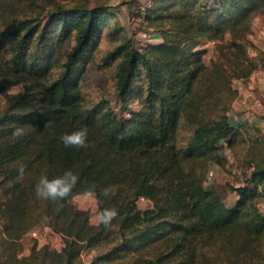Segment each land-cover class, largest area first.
I'll use <instances>...</instances> for the list:
<instances>
[{"label": "trees", "instance_id": "16d2710c", "mask_svg": "<svg viewBox=\"0 0 264 264\" xmlns=\"http://www.w3.org/2000/svg\"><path fill=\"white\" fill-rule=\"evenodd\" d=\"M260 12L264 0H151L144 18L161 40L144 45L107 3L0 11V91L16 78L25 83L0 106V264H81L90 247L98 251L87 264H264V160L232 186V205L207 183L222 142L232 146L246 126L230 115L233 80L256 68L249 46ZM209 39L220 40L212 65L198 51ZM89 63L113 67L128 115L106 98L87 103ZM81 128L87 147H66L61 137ZM180 131L188 133L182 142ZM65 171L77 176L66 197H37L42 176ZM89 191L100 212L117 210L107 227L71 202ZM43 223L63 235L62 248L34 245L17 257L20 239Z\"/></svg>", "mask_w": 264, "mask_h": 264}, {"label": "rangeland", "instance_id": "374dc122", "mask_svg": "<svg viewBox=\"0 0 264 264\" xmlns=\"http://www.w3.org/2000/svg\"><path fill=\"white\" fill-rule=\"evenodd\" d=\"M151 0H0V11L2 14H14L17 12H27L32 14H46L56 5H73L83 3L94 6L99 3H107L117 13L121 23L126 28V35L134 37L138 42L147 45L149 43H158L161 37L154 30V25L150 24L144 18V12ZM140 13L142 16L140 17ZM264 13H257L253 20L252 33L253 40L249 46L250 55L255 57L256 68L245 79L233 80L234 88L238 89L237 97L233 102L230 115H240L241 120L245 121L246 126L242 129L240 139L234 142L232 146L227 142H222L221 154L223 161L212 162L209 166L207 183L213 184L225 201L232 205L239 197L237 191L232 186H238L245 182L246 177L251 172L253 162L264 160V16L261 24H257L255 19ZM231 39L230 32L226 33L224 42ZM220 40L209 39L205 41L198 51L202 52V57L206 64L212 65L219 55L217 47ZM65 43L63 44V47ZM105 47V46H104ZM65 48V47H64ZM113 67L109 69L98 68L97 65L89 63L88 69L81 82L82 92L87 103H95L101 98H106L112 103L118 111L122 113L120 100L116 91L112 87ZM25 88V83L20 79L10 80L6 88L0 91V106L6 107L8 95L19 93ZM132 107H139L138 102H133ZM181 142L186 140L188 133L180 131ZM252 161V162H251ZM212 172V173H211ZM90 192V191H89ZM87 193V192H85ZM85 193L76 194L71 202L78 208L87 209L92 224L99 223L98 217L100 209L97 198L93 192L85 197ZM260 203L264 207V196L260 198ZM150 202L147 199L139 201L141 207H148ZM47 225V226H46ZM39 229L37 235L28 231L21 239V249L17 257L21 258L30 254L32 247H42L50 245L51 248L60 250L64 245V237L56 232L48 223L37 226ZM112 234V229L109 235ZM98 251L97 247H90L83 251L81 264L90 262L94 254Z\"/></svg>", "mask_w": 264, "mask_h": 264}, {"label": "clouds", "instance_id": "9594fccd", "mask_svg": "<svg viewBox=\"0 0 264 264\" xmlns=\"http://www.w3.org/2000/svg\"><path fill=\"white\" fill-rule=\"evenodd\" d=\"M24 134L23 128H17L14 130V136H22ZM87 130L84 128L78 129L76 131L65 133L61 140L66 147H76V148H86L87 147ZM21 176L23 175L24 169H20ZM77 182V176L71 171H65L62 177H57L55 179L49 180L47 176H42L36 185V195L37 197H42L45 199L51 198L53 200L57 198L66 197L72 186ZM109 189L103 191L104 195H108ZM115 193H113L114 195ZM91 195V192L85 193V197ZM118 216V212L115 208H105L100 212L98 220L105 227L111 224L113 219Z\"/></svg>", "mask_w": 264, "mask_h": 264}, {"label": "built area", "instance_id": "2783aa9c", "mask_svg": "<svg viewBox=\"0 0 264 264\" xmlns=\"http://www.w3.org/2000/svg\"><path fill=\"white\" fill-rule=\"evenodd\" d=\"M241 118H242V117H241L240 115H234V116H233V119H234V120H241ZM211 173H212V172H211ZM142 199H144V197H142ZM46 226H47V225H46ZM31 231H32L33 234L37 235L39 229L35 227V228H33Z\"/></svg>", "mask_w": 264, "mask_h": 264}, {"label": "crops", "instance_id": "0c3cea01", "mask_svg": "<svg viewBox=\"0 0 264 264\" xmlns=\"http://www.w3.org/2000/svg\"><path fill=\"white\" fill-rule=\"evenodd\" d=\"M263 14H260L258 17H257V19H255V22L257 23V24H261L262 23V19H263Z\"/></svg>", "mask_w": 264, "mask_h": 264}]
</instances>
